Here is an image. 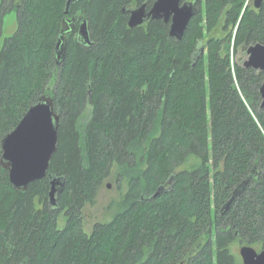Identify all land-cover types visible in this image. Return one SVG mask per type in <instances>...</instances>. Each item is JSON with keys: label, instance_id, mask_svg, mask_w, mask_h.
Listing matches in <instances>:
<instances>
[{"label": "trees", "instance_id": "trees-1", "mask_svg": "<svg viewBox=\"0 0 264 264\" xmlns=\"http://www.w3.org/2000/svg\"><path fill=\"white\" fill-rule=\"evenodd\" d=\"M66 1L0 2L17 24L0 49V143L45 94L60 116L43 179L22 192L0 166V264H242L234 244L264 250L263 73L233 59L264 45V3L183 0L197 12L176 40L162 20L128 27L122 10L154 0H77L65 15ZM112 172L126 192L86 233ZM49 176L64 179L56 207Z\"/></svg>", "mask_w": 264, "mask_h": 264}, {"label": "water", "instance_id": "water-1", "mask_svg": "<svg viewBox=\"0 0 264 264\" xmlns=\"http://www.w3.org/2000/svg\"><path fill=\"white\" fill-rule=\"evenodd\" d=\"M77 0H67L64 14L67 15L71 5ZM264 0H252L254 9H260ZM129 15L128 27L134 28L145 24L148 20H162L169 23V35L181 40L190 20L196 15V1L154 0L149 9L144 4L138 8L123 9ZM63 34V31H62ZM78 41L91 46L86 20L82 21L77 30ZM61 37L58 41L57 58L63 55ZM246 59L242 66L263 73V82L259 89L261 109H264V45L249 46L245 52ZM60 116L54 110L53 100L45 94L38 98L27 110L17 126L9 132L0 143V166L7 171L11 185L19 191L38 180L43 179L48 171L52 155L56 151L57 132ZM49 203L57 206L56 196L64 186L63 178L49 176ZM245 182L232 194L230 201L224 206L226 210L230 202L240 194ZM110 186L107 185V188ZM166 191V187L158 188L154 196ZM242 264H264V250L256 251L249 246L239 248Z\"/></svg>", "mask_w": 264, "mask_h": 264}, {"label": "rangeland", "instance_id": "rangeland-1", "mask_svg": "<svg viewBox=\"0 0 264 264\" xmlns=\"http://www.w3.org/2000/svg\"><path fill=\"white\" fill-rule=\"evenodd\" d=\"M1 2V0H0ZM18 1L15 2L17 4ZM1 19V12H0ZM0 26V49L3 45L4 39L13 35L16 31V12L7 13L1 19ZM239 64H242L246 59V55L243 51H239L235 58H233ZM124 181H118L116 172L107 177L99 188L97 195L92 204H88L84 207L83 215V227L86 233H89L92 227L97 223H107L112 218L117 211V205L121 202L124 193L126 192V185ZM107 185L110 187L107 188ZM65 224V217L62 214L58 219V228H63ZM241 246L238 244L233 245V253L239 257V248ZM259 252V251H258ZM241 261V260H240Z\"/></svg>", "mask_w": 264, "mask_h": 264}, {"label": "flooded vegetation", "instance_id": "flooded-vegetation-1", "mask_svg": "<svg viewBox=\"0 0 264 264\" xmlns=\"http://www.w3.org/2000/svg\"><path fill=\"white\" fill-rule=\"evenodd\" d=\"M239 245V244H238ZM241 246V245H240ZM242 262V261H241Z\"/></svg>", "mask_w": 264, "mask_h": 264}]
</instances>
